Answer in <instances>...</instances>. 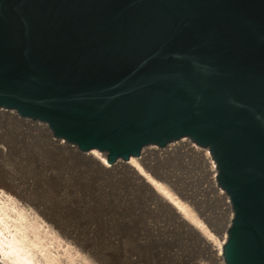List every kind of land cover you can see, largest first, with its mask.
Here are the masks:
<instances>
[{
	"label": "water",
	"instance_id": "95a60500",
	"mask_svg": "<svg viewBox=\"0 0 264 264\" xmlns=\"http://www.w3.org/2000/svg\"><path fill=\"white\" fill-rule=\"evenodd\" d=\"M0 108L108 163L206 147L224 264H264V0H0Z\"/></svg>",
	"mask_w": 264,
	"mask_h": 264
},
{
	"label": "bare ground",
	"instance_id": "6f19581e",
	"mask_svg": "<svg viewBox=\"0 0 264 264\" xmlns=\"http://www.w3.org/2000/svg\"><path fill=\"white\" fill-rule=\"evenodd\" d=\"M11 110L14 109L0 108V114L26 123L31 120L36 127H42L40 121L21 117ZM49 132L52 135L50 129ZM60 139L53 143L62 148L69 146ZM72 145V150L82 157L92 173H121L127 184L155 200V210L173 221V231L177 228L179 233L193 235L192 239L208 250L207 261L195 264H224L222 246L228 237L232 211L228 194L217 185V168L206 147L184 138L164 147L148 145L137 156L108 163L105 152L96 148L81 151ZM181 165L189 170V175L177 173L175 169ZM3 166L0 164V264H130L131 260L136 261L127 254L126 237H115L113 222L105 217L100 219L96 208L82 205L74 195L69 198L64 190L55 195L54 202L50 200L53 196L49 190L35 193V189L27 183L23 185ZM217 205L219 215L210 209ZM96 216L99 217L96 219ZM117 255L119 262L114 260Z\"/></svg>",
	"mask_w": 264,
	"mask_h": 264
},
{
	"label": "rangeland",
	"instance_id": "374dc122",
	"mask_svg": "<svg viewBox=\"0 0 264 264\" xmlns=\"http://www.w3.org/2000/svg\"><path fill=\"white\" fill-rule=\"evenodd\" d=\"M38 123L41 128L36 127L34 121L26 123L0 114V149L4 146V151L6 148L4 153L0 151V164L13 177L23 185L27 183L35 193L46 188L54 202L55 195L64 190L69 198L74 195L82 205L96 208L100 216L96 219H109L113 222L115 237L128 240L127 254L136 258L130 264H195L207 261L208 250L192 239L193 235L179 233L177 228L173 231V221L155 210L157 205L152 197H146L127 184L117 171L112 175L92 173L82 157L72 150V144L60 139L69 146H57L53 143L57 138L41 121ZM175 170L189 175V170L182 165ZM150 172L154 174L152 170ZM210 209L219 215L218 205ZM217 235L220 237L222 233ZM115 257L114 260L119 262L120 257Z\"/></svg>",
	"mask_w": 264,
	"mask_h": 264
},
{
	"label": "built area",
	"instance_id": "2783aa9c",
	"mask_svg": "<svg viewBox=\"0 0 264 264\" xmlns=\"http://www.w3.org/2000/svg\"><path fill=\"white\" fill-rule=\"evenodd\" d=\"M181 139H184V137H183V138H181ZM188 139H189V138H188ZM179 140H180V139H179ZM176 141H178V140H176ZM191 141H192V140H191ZM173 142H174V141H173ZM192 143L196 144V143H195V142H193V141H192ZM197 145H198V144H197ZM198 146H199V145H198ZM158 147H159V146H158ZM200 147H202V146H200ZM203 148H204V147H203ZM207 151H208V152H210L208 149H207ZM211 154H212V153H211ZM212 156H213V155H212ZM213 161H214V160H213ZM215 165H216V164H215Z\"/></svg>",
	"mask_w": 264,
	"mask_h": 264
}]
</instances>
